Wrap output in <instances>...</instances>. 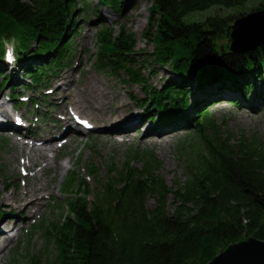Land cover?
Instances as JSON below:
<instances>
[{"label": "trees", "instance_id": "trees-1", "mask_svg": "<svg viewBox=\"0 0 264 264\" xmlns=\"http://www.w3.org/2000/svg\"><path fill=\"white\" fill-rule=\"evenodd\" d=\"M246 2L152 0L143 33L154 47L150 63L136 51L132 33L102 26L97 34L98 68L122 76L124 83L143 86L142 107L151 114L149 122L192 130L202 147L191 143L188 153L184 147L185 181L172 187L158 174L161 161L153 154H143L139 167L128 163L110 168L93 202L85 180L69 176L64 188L70 196L68 216L48 230L57 248L55 262L34 257L28 264H208L231 245L249 238L264 241V140L242 137L234 142L210 117V96L193 101L211 91L264 101V45L244 53L231 50L232 26L244 13L184 20L214 6L232 8ZM121 3L100 0L112 9ZM75 7L76 0H0V63L10 57L28 77L24 84L37 109L36 88L70 62L78 32ZM262 9L264 2L253 12ZM12 38L17 43L8 57L5 42ZM152 64L166 66L174 79L150 87L143 70ZM8 81L0 73V89ZM11 91L20 96L9 97L14 106L24 103V93L12 85ZM131 99L139 105V99ZM228 101L239 105L240 99ZM88 173L95 177L97 170L91 167Z\"/></svg>", "mask_w": 264, "mask_h": 264}, {"label": "rangeland", "instance_id": "rangeland-1", "mask_svg": "<svg viewBox=\"0 0 264 264\" xmlns=\"http://www.w3.org/2000/svg\"><path fill=\"white\" fill-rule=\"evenodd\" d=\"M23 1L27 2L30 0ZM263 2L264 0H247L244 5L232 8L214 6L205 11L191 13L184 20L187 23L202 22L209 17L217 15L237 16L243 13L249 14ZM152 5V0H123L120 8L112 9L100 4V0H76L74 12L75 18H78V32L73 38L70 62L63 70L57 72L55 76L49 77L48 82L50 84H44L45 86L36 88V100L33 102L37 103L40 109H37L35 104H31L32 92L26 90V85L24 84L25 80L28 82V77L23 74L19 67L12 65L9 59L6 63H0V73L9 79L8 83L0 89L1 101L5 100L8 102L10 110L14 107L16 111L27 112V117L32 119L34 127L36 125L41 129L45 128L46 123L50 122L52 113L57 111L56 105L62 94L57 91L54 98L51 95L55 90L53 84L62 82L60 79L54 82L56 77L61 74H72L75 79L73 85L76 84L78 87L82 85L86 77L100 76L112 92L119 91L122 99L134 107L135 113L142 116V122L137 126L138 129L136 128V131L132 130L128 137L121 136L122 133H118L114 135L115 141H105L97 138L98 133L101 132V128L98 131V125H101V123L96 122L97 116L89 108L79 110L80 121L86 122L85 119H87V123L92 124L91 130L87 129L83 136H78L75 133L76 143L71 142L57 152L49 153L50 158L56 154V162L67 163L70 158L71 162L65 171L50 168L48 175L56 178L53 196L47 201V206L43 208L41 213L34 214L32 217H6L8 222L3 224L2 227L7 230V234L13 239L6 245L7 248L5 247L3 253H0V264H28L30 262L28 259L34 257L55 262L57 248L53 239L49 238L48 230L52 227V224L68 216L67 202L70 196L65 194L64 188L68 177L73 176V174L79 181L81 179L85 180L86 188L89 189L88 200L90 202L95 200L99 184L107 176L110 168H121L128 163H130V166L139 167L143 164V154H153L161 161L158 174L166 180L169 187L174 186L176 182L185 181L187 157L182 155L184 147L187 148V153L190 152L188 147L191 143H194L197 147H202L200 142L193 138L192 130L176 128L174 125L159 126L150 123L151 114L146 113L142 107L145 103L142 99L146 97L143 86L124 83L122 76H116L110 71H102L97 64L100 52L97 34L103 25L107 29H113L116 33H119L122 28L126 32L132 33L136 41V51L144 53V59L150 63L149 59H152L151 54L154 47L145 41L143 33L149 26L148 19ZM83 9L87 11H83ZM139 23H143V26L138 27ZM15 43L17 42L13 38L5 42V47L8 48V57L11 55L13 50L11 48ZM143 73L147 84L155 88L161 87L164 79H174V75L166 66L152 64L151 67L144 68ZM11 85L15 86V91L18 89L19 92L24 93V99L20 100V102L24 103H21L20 106H14L12 100L7 101L6 99V97L15 95L12 94ZM73 85L68 84V87L72 88ZM47 89L50 90L47 91ZM216 91L217 89L213 90V92ZM40 93H46L47 97L40 96ZM211 93L212 91L207 95L200 94L198 96L197 94L193 101L210 96L213 102L212 105L210 104L207 107L210 117L215 121L216 125L222 126L224 130H228L232 134L234 142H237L242 137L248 140L254 138L264 140V101L256 96L246 99L240 98L238 94L235 95L231 91H225L222 95ZM214 95L216 97L213 98ZM15 96V99L20 97ZM132 97L140 100L139 105L134 103L131 99ZM234 98L240 99L239 105H233L228 101ZM243 107L246 108L247 114H251L252 110H255L253 113L255 116L247 117L245 114V119H238L236 114ZM39 117L41 119L38 120ZM147 132L148 135L145 136ZM156 132L161 133L156 138L152 137L151 134H156ZM162 136H164V139H159ZM59 143L58 141L54 145L57 147ZM12 151L11 143L0 137V170L4 172V175H0V180L6 174L11 173L10 167L15 164L19 156L21 157V154L14 155ZM91 167L97 170L95 177L89 176L88 170ZM26 182L28 185L33 184L32 179H27ZM2 186L0 184V197L4 195ZM15 190L12 188L10 192ZM152 203L150 199L149 204L152 205Z\"/></svg>", "mask_w": 264, "mask_h": 264}, {"label": "bare ground", "instance_id": "bare-ground-1", "mask_svg": "<svg viewBox=\"0 0 264 264\" xmlns=\"http://www.w3.org/2000/svg\"><path fill=\"white\" fill-rule=\"evenodd\" d=\"M142 26L143 23L138 24V27ZM58 77L54 82L58 81L57 79L62 82H53L55 90L51 96L54 98L57 91L62 95L56 105L57 111L52 113L50 122L46 123L43 129L36 125L34 127L32 119L27 117V112L16 111L14 107L10 110L8 102L0 99V137L11 143L14 155L21 154L10 167L11 173L0 180L4 192L0 197V253H3L6 245L13 239L2 227L8 222L7 218L32 217L41 213L47 206V201L52 198L56 178L48 175L50 168L65 171L71 158L67 163L56 162V154L50 158L49 153L57 152L71 142L76 143L75 133L78 136L86 133L87 130L78 122L79 110L89 108L97 116L96 122L101 123L98 125V131L101 128V132L97 138L105 141H115L114 135L118 133L128 137L142 122V116L134 112V107L122 99L119 91L112 92L100 76L86 77L79 87L73 85L75 79L72 74H61ZM68 84L73 87H68ZM127 91L130 92L128 89ZM6 99L11 101L9 97ZM254 112L255 110H252L251 114H247L246 108L243 107L236 117L245 119V114L250 117ZM160 133L150 134L156 138ZM147 135L148 132L145 136ZM159 139L163 140L164 136ZM57 140L60 143L56 147L54 144ZM2 174L4 175V172L0 170V175ZM27 179H32L33 184L28 185ZM23 182L25 183L22 185ZM12 188L16 190L10 192Z\"/></svg>", "mask_w": 264, "mask_h": 264}, {"label": "water", "instance_id": "water-1", "mask_svg": "<svg viewBox=\"0 0 264 264\" xmlns=\"http://www.w3.org/2000/svg\"><path fill=\"white\" fill-rule=\"evenodd\" d=\"M232 27L233 52L264 45V9L241 17ZM208 264H264V241L249 238L231 245Z\"/></svg>", "mask_w": 264, "mask_h": 264}]
</instances>
